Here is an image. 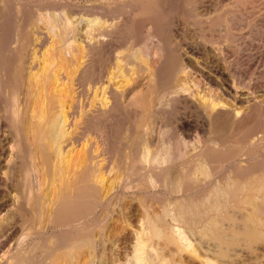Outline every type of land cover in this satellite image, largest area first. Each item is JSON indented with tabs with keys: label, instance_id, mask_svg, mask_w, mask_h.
Wrapping results in <instances>:
<instances>
[{
	"label": "bare ground",
	"instance_id": "6f19581e",
	"mask_svg": "<svg viewBox=\"0 0 264 264\" xmlns=\"http://www.w3.org/2000/svg\"><path fill=\"white\" fill-rule=\"evenodd\" d=\"M1 2L2 0L0 7ZM98 4L96 7L92 6L93 9L100 10ZM16 5L18 6V3ZM129 5L126 4L127 7ZM18 7L14 12L20 11ZM62 10L53 4L36 6L35 15L31 20L23 17L26 33L22 35L17 28L18 30L12 33L13 38L8 36L10 40L5 43L8 51L15 56L12 62L16 86L11 93L9 107L0 113V133L4 118L11 119L13 126L12 132H4L5 137L2 139L4 143H8V147L5 159L2 160L3 167L0 164V185L7 189L5 197L0 188V264H93L97 249L106 241L110 227L108 221L113 218V202L117 200H114L115 195L118 196L133 186H130L127 180L120 185L116 183L118 176L121 177L123 173L121 169L132 165L131 168L137 166L139 170H143L147 166L146 163L150 164V169L147 168L148 171L141 175L143 178L136 176L137 180L142 178L139 184L151 190L162 188V191L164 189L167 192V196L157 204V210L155 200L154 204L150 200L144 204L142 211L139 210L141 213L139 212L138 224L133 225L128 235L124 232L127 235L125 238L122 236L125 240L117 243L116 252L113 251L115 256L117 255L114 262L119 261L122 255L124 264H129L130 258L134 264H190L186 256L187 260L183 257L184 253H188L200 264H264V164L260 171L256 170L251 166L253 157L249 155L258 146L264 145V130H252L243 135L246 153H240L235 148L219 151L224 149L220 146L221 141L210 138L204 143V148L200 147L201 150L186 158L185 152H188L183 150L186 141L183 139L175 143L172 142V137L170 140L162 139L157 149L155 148L156 151L151 154L152 149H149L146 135L154 128L152 125L160 111L157 107L152 108V99L151 102L142 100L148 102H145L146 105L142 103L144 109L140 107V111L143 110L141 112L144 122L137 124L142 125L141 129L136 130L134 137H131L134 146L137 143L138 150V142L143 145L141 152L135 156V151H130L133 156L127 153L126 148L130 140L127 137L130 136L127 134V126H123L121 132L118 130L120 134L115 146L116 152H108L109 145L107 146L105 141L106 137H103L101 122L109 118L115 106L121 108V114H125V108L130 105L127 100L130 98H125V107L126 103L122 102L124 98L121 99V94H118L121 90L116 87L118 83L113 82L115 86L111 85L112 78L110 83L104 81L105 78L111 77L112 69H109L110 77L106 74L105 78L103 73L106 67L100 69L104 71H100L102 74L98 72V67L95 69L100 74L96 73L97 76H94L91 73L89 56L94 55L91 52L104 41L102 36L112 25L105 22L107 19H102L105 17L101 16L103 14L96 16L101 11H94L96 17L93 16L94 13L90 14L92 17L89 13V16L83 14L85 17H80L79 14L77 17L76 14H68V10V15ZM110 12L114 10L110 9ZM3 16L1 17L4 18ZM81 21L84 26H80ZM152 26L149 23V27ZM7 30L3 31L7 33ZM153 32L145 34L146 41H155L156 38H153L157 35ZM5 33L2 34L6 36ZM108 41L110 42L111 38ZM148 43L143 45L147 49ZM168 43L163 49H167ZM108 44L110 46V43ZM160 46L154 47L155 60L153 64L149 63L153 67L150 66V69H154V74L151 71V75H154L151 80L155 79L158 87H167L174 82V87H171L175 89V96L179 93L178 98L180 95L186 99L200 101L197 102L205 121L211 123L218 120L222 125L230 123L242 127L245 126L254 106L264 107L263 97L252 96L247 89H240L237 83L241 84L242 81L237 82L227 75V68L217 53L210 50L209 58H206L210 63L206 62L208 67L210 65L208 69L185 53L182 58L170 60L167 66H163L165 57L162 56L165 54H162L161 51L164 50ZM190 48L191 51L197 49L195 46ZM113 51L119 53L117 50ZM116 53L113 55V61L111 60L113 66H118L121 62H114L116 57L117 60L119 57L115 56ZM138 53L131 55L141 58ZM204 54L206 53L203 50ZM90 65L92 66L91 63ZM112 65L108 68H112ZM115 77L113 76V79ZM200 78L214 84L220 92L204 88L202 83L201 86ZM171 87L168 88L171 90ZM163 93L161 91V95L157 96V103L163 99ZM2 148L0 157L5 153ZM205 149L211 150L213 158L220 161L219 164L194 162ZM195 150L196 147L193 151ZM22 156L26 162L21 177L22 186L12 194L9 188L14 185V178L10 169L16 164V158L21 159ZM256 156L254 154V158ZM176 163L181 165L178 172H174ZM219 171L222 176H219ZM3 210L9 211L10 217L4 215ZM39 234L45 237L38 242L36 237Z\"/></svg>",
	"mask_w": 264,
	"mask_h": 264
},
{
	"label": "rangeland",
	"instance_id": "374dc122",
	"mask_svg": "<svg viewBox=\"0 0 264 264\" xmlns=\"http://www.w3.org/2000/svg\"><path fill=\"white\" fill-rule=\"evenodd\" d=\"M1 3H2L1 6L3 8L0 7V18H1L0 21H2V22H0V27H1L0 28V30H1L0 36H2V37H0V44H2V43H4V44H3V46H0V113L5 112V108L7 109L9 107V102L11 99V93L15 89V86H16L14 62H12V61H14L15 58H13V57H15V56L12 53H10V50L8 51L7 44L5 45V43H8V41L10 40V39H8V36L13 38L14 35L12 33H15V31L18 30L17 28H19L22 35H24L26 33V29H25L26 25L23 21H24V19L31 20L33 18V16L35 15V7L53 4L54 6L59 7V9L61 8V10L64 8L63 9L64 11L67 7H69V8H67V10L69 12L66 10L65 13L67 14V12H68V14L70 13V15L76 14L77 17L79 14H80V17H85V15L83 16V14L88 15V13H89V15L90 14L92 15L94 13L93 14L94 17L103 14L101 16L102 17L105 16L106 18L105 17H103V18L100 17V18H102L104 20L107 19L105 22L108 23L110 26L111 25L113 26V28L111 26L108 29L107 33L105 32V34H107L108 37L105 34H104V36H102V37H104L103 42L105 44L102 42L100 45H98L95 48L96 51H98V50H100V51L96 52L94 49L91 52V53H94V55L89 56L90 57L89 61L92 64V66H91L89 63V69H90L91 73H93L94 76H97V74H100L101 72L105 71L103 73V75L105 74L104 78L106 77V74L108 75V77H110V76L111 77L109 79L107 78L108 80L105 78L104 81L106 80V81H109V83H110V81L113 80L111 85H113V82L118 83L119 87L118 86H116V87L121 89L118 94H121L120 95V96H122L121 99L124 98V100L123 101L121 100V101L125 104L126 103L125 100H127L125 98L126 97L128 98V96L130 98L127 100V103L130 104V105H128L129 108L126 107L127 103L125 105V107H126L125 110L127 109L124 112L125 114H123V113L121 114V108L118 106H115L117 108L114 107L115 110L113 109L111 111V115L109 116L110 119L109 118L106 119L108 122H106V120L103 121V123L101 122L103 137L104 138L106 137L105 141L107 143V146L109 145L107 147L109 149L108 152H110V153L116 152L117 148H115V146H116V143L118 142V138H119L118 136H119L123 126L129 127V128L126 127L128 130L127 134H130V136L129 135L127 136L128 140L130 139L129 144L126 148L127 153H130L131 156H133L132 152L135 151L134 152L135 153L134 156H135L141 152V149H142L141 146H143V145L138 142V147H139V150H138L137 143H135V146H136L135 147L134 143L131 142V140L133 139L131 137L132 136L134 137L135 133L137 132L136 130H139V128L142 126V125L138 126L139 125L138 123L141 124L142 122H144V116H143V113L141 112L143 110L140 111V109L141 108L144 109L143 104H145V102H147V101L151 102L150 99H152V101H153V103L151 102L152 108L154 109V107L155 108L157 107L158 111H160V113H158V111H157L158 118H155V121L152 125V128L153 127L154 128L152 129L151 132H148L146 135L148 144L150 145V146L148 145L149 149H152L151 154L156 151V149H157L156 147L159 146V144L162 142V139L163 140H166V139L170 140L172 137L174 140L172 139L173 141L172 140L171 141L175 142V143H177L183 139L186 141V143L184 145L182 144L184 146L183 150L188 152V153L185 152L186 158H189V156H191V154H195L199 150H201V148H204V146L206 145L204 143L205 142L207 143V141L210 138H216V139H219L221 141L220 146H221V148H224V149L223 150L220 149L219 151H228V150H233L235 148V150H239L240 153H242V152L246 153L247 151H245L246 150L245 144L242 141L243 135H245L246 133H250V131H252V130H253L252 132H258V131L264 130V107L259 106V108H258V106H254V108L250 112L251 115L249 114L247 122H246V124H244L245 126H242V127H237V126H234L230 123L222 125L221 122L218 120H213V122L211 121V123H210V122H207V120L205 121V119H204L203 112L199 106L200 101H198L196 99H186L180 95L178 98L177 96L179 93H177L175 96L174 95L175 89L172 88L175 85L174 82L170 83L171 85L169 84L167 87H163L162 85L158 87L156 80L155 79L151 80L153 78V77L151 78V76L154 74V69L153 70L150 69V66L153 64L152 62L155 60V54H154L155 48L154 47H156V45L157 46L161 45L160 48L163 49L167 46L166 44L168 42L171 43V45L168 43V47L170 45V48L167 47L166 50L163 49L164 51H161L162 54H163V52L165 54L162 56V57H165L163 59V64H162L163 66H167L168 62H170V60L178 59L179 57L182 58L184 56V53H185L187 56H189V57L191 56V58L194 57L195 60L200 61L199 65L202 64L205 68L207 67L206 69H208L210 67V65L208 67V64H210V63L207 61V59L209 58V54L212 51L215 54L217 53L218 56L219 55L221 56V57L220 56L219 57H220V59H222L221 61H223L222 62L223 65L225 64V66L227 68V72H228L227 75L229 77H232L235 80H237V82H238V80L242 81L241 84L237 83V85L240 89H243V90L247 89L248 92L250 94H252V96L264 98V0H132V1L131 0H98V1H96V0H94V1L93 0H54V1L53 0H2ZM16 3H18V6L20 5V7H18L16 5ZM65 3H66V5H65ZM98 3H100V5ZM132 3H134V4L131 5ZM138 3H140V4H138ZM30 4H31V6H30ZM56 4H58V5H56ZM61 4H63V6ZM69 4L70 5L73 4V5L70 6ZM97 4H98V7L99 6L101 7V8L99 7L100 10L98 8L93 9V7L94 6L96 7ZM117 4L119 6H123V7H119ZM126 4L127 5L130 4L131 7H129L130 5L127 7ZM136 4L139 6V8H138V6H136ZM13 5H14V7H13ZM80 5L83 7H81ZM86 6H87V8H89L88 10H87ZM189 6H190V8H189ZM16 7L19 8V10H20L19 12H21V14L19 12H14V11H17ZM104 7H106V8H104ZM109 7H110L111 11L114 10V12H110ZM33 8H34V10H33ZM95 9H96V11H95ZM102 9H103V11H101ZM127 9H129V10H127ZM70 10L73 12H70ZM132 10H134V11H132ZM94 11L96 13L101 11V13H97L98 15H96ZM104 11H105V13L107 12L109 14H107V13L105 14ZM128 11H130L131 14ZM190 11H191V13H190ZM1 13H3L5 16H3ZM111 13H113L112 16H110ZM128 13L130 14V17L128 16ZM19 14H20V16H19ZM1 16H3L4 18H2ZM73 16H72V18H73ZM23 17H25V18L23 19ZM108 19H109V22H108ZM112 19H113V21H111ZM115 19H117L118 21ZM119 19H121V20H119ZM82 21L84 22V20H82ZM82 21L80 22V26H82V25L84 26V24H85V22L83 24ZM115 21H117L118 23ZM151 22H152V24H151ZM116 23H117V25H116ZM149 23H150V26L153 25L151 28L149 27ZM14 25H15V27L13 28ZM2 27L4 29H2ZM147 27L149 29H147ZM155 27H156V29H155ZM13 29H15V30L13 31ZM144 29H145V33H144ZM3 30L5 32L7 30L9 33L11 30L13 32L11 31L10 35L7 32L8 33V35H7V33H5ZM113 31H115V33ZM147 32H151V33L153 32V34L157 35L153 38V40L156 38L155 41H149V40L146 41L145 40V34ZM2 33H5L6 36L3 35ZM3 37H7V38H3ZM106 37H107V39H106ZM141 37L144 39L142 40ZM110 38H111V41L109 42L108 39H110ZM144 40L146 42H144ZM156 40H157V42H156ZM165 41H167V42H165ZM108 43H110V46ZM145 43H148V45H147L148 49H147V47L143 46ZM158 43H160V44H158ZM103 44H104V46H102ZM106 44H108V45H106ZM149 44H151V45H149ZM194 46L197 47V49L194 51L192 50L193 51V53H192L190 47H194ZM6 47H7V49H5ZM98 47H100V48H98ZM198 47H199V49L200 48L202 49V47H203V49L199 50ZM207 49H209V50L207 51ZM113 50H117L119 53H116V51H113ZM143 50H146V51H143ZM203 50H204V53H206V54H204L205 60L203 59V57H204ZM140 51H141V53H140ZM196 51L197 52L202 51L201 52L202 54L200 52L197 53ZM135 52H137V53L139 52L138 54L142 57L139 58L136 56H132L131 53L133 54ZM144 52L146 55L143 54ZM114 53L117 54L115 56H119L120 59H122V60H120L118 57V60H117V57H116V59L114 60V62H116V64L118 63V61L119 62L121 61L120 63H118V66L112 65V64H114V63H112V61L114 59L113 58ZM153 54H154V58H153ZM90 55H92V54H90ZM143 56L146 57V59ZM207 56H208V58H207ZM196 57H197V59H196ZM198 57L200 59H198ZM142 58H144L145 61ZM150 58H152V60ZM109 62L112 65V68H108V67H111V66H109L110 64H107ZM202 62H204V63H202ZM206 62H208V64ZM149 63H152V64H149ZM104 64H106V65H104ZM102 65L104 67H101ZM105 67L108 71L106 69H104ZM95 68H97L99 71ZM102 68L104 69V71H101V70H103ZM151 68H153V67L151 66ZM109 69H112L111 70L112 75H110L111 71L109 72ZM93 70L94 71L96 70V71L93 72ZM97 71L98 72L101 71V72L97 73ZM151 71L153 73L152 75H151ZM108 73H110V74H108ZM195 74H194V76H195ZM113 76L114 77L116 76V77L113 79ZM111 78H112V80H111ZM200 80L202 81V82L200 81V85L202 83L204 88L207 87L208 89H210L213 92H220V90L214 84L208 83L204 79H201V78H200ZM117 83H114V84H117ZM119 83H120V85H119ZM172 84H174V85L172 86ZM121 85H122L123 89L121 88ZM113 86H115V85H113ZM168 87L169 88L171 87L173 90L172 89L170 90ZM119 89H117V90L119 91ZM123 90H125V91H123ZM122 91H123V93H122ZM161 91H162V93H163V91H165L163 93V99H161L162 97H160L161 100L157 103L156 101L159 100V97L157 98V96L161 95L160 94ZM168 91H170L171 93ZM124 93L125 94L127 93V94L125 95ZM156 93H158V94H156ZM173 95H174V97H177L178 99L174 98ZM141 97H143V99H141ZM153 98H154V100H153ZM170 98L171 99L174 98V99L171 100ZM142 100H147V101L143 102ZM195 100H196V102H195ZM162 101H164V102H162ZM159 103H160V105H159ZM155 104H157V105H155ZM161 104L163 106H161ZM262 108H263V110H262ZM127 111H128V114H126ZM260 113H262L263 115L261 114L262 115L261 116ZM112 115L114 116L113 118H111ZM119 115H120V117H118ZM121 115L123 117L122 119H121ZM139 116H141V117H139ZM156 117H157V115H156ZM125 121H126V124H125ZM140 121H142V122H140ZM3 122H4V125L1 127V133H0V135H1V137H0V140H1L0 141V148L3 147L5 150L4 151L2 148L3 153L4 152L5 153L1 155L2 158L0 157L1 158L0 164L2 167H3L2 163L5 159L6 154H7L6 147H8V143L5 142L6 143L5 144L4 141L2 140L5 137L4 132L5 133L6 132H12L11 129H13L11 119L8 118V120H7L4 118ZM7 126L10 127L11 131L9 130V127H7ZM103 126H104V128H103ZM162 130H163V132H162ZM209 131H211V132H209ZM245 131H249V132H245ZM105 134H106V136H104ZM164 136L166 137L165 139H164ZM240 136H242V138H240ZM130 145H132V146H130ZM195 147H196V150L193 151L195 149ZM133 148H134V150H133ZM227 148H228V150H227ZM111 149H113V150H111ZM128 150H129V152H128ZM131 150H132V152H130ZM256 150H253L249 154L251 156V158L253 157L251 159V166L254 167L256 170L260 171V168L263 167L262 165L264 164V145L262 147L258 146L256 148ZM245 153H244V155H245ZM254 154H255V156L257 155L256 156L257 158L256 157L254 158ZM244 155H239V157H243ZM258 155H259V157H258ZM22 158H23V156H22ZM22 158L21 159H20V157L16 158L17 162H15L16 164H14V166L15 165L16 166L15 167L13 166L14 168L12 167L10 169V170H12L11 175H13L12 177L14 178V179H12L14 185L9 188V191L12 194L13 193L15 194L16 189L19 191L20 187L22 186V184H21L22 172H23V169H25V167H26V162H24L23 161L24 158L23 159ZM216 159L217 158H213L211 150L205 149L202 152V154H200L199 157H196L194 162L197 163V162L201 161V162H206V163L209 162L212 165L219 164L220 161H218V159L217 160ZM17 164H18V166H17ZM1 166H0V169L2 168ZM131 166H129L130 168L124 167L123 169H121V172H123V173L122 174L120 173L121 177L118 176L116 183L120 185L121 183H123V181L127 180L126 182H129L130 186L136 185L135 187H137L138 190L137 189L135 190V187L132 186V187L128 188L126 190V192H124L122 194H118V196L115 195L114 200H116V199L117 200H116V202L113 200L114 201L113 202L114 212H112L113 215L111 214L112 215L111 217H113V218H111L110 221H108V224L110 227H109V230L107 231V235L105 238L106 241H105V244L103 246H101L100 249H97L95 260H94L93 264H114V263L115 264H119V263L124 264L125 260L123 259L122 255H120L121 256L120 260H119L120 262L119 261L114 262V260H116V256H117V255L115 256V252H116L115 248H117L116 247L117 243L122 242V239H123L122 236H124V238H125V236H127L130 233V230L133 229L132 228L133 225L138 224V219L140 217L139 215L141 213L140 211H142L144 204L148 203L150 200L153 203L155 200L154 203H156V204H154V203L153 204L155 205V209L157 210V208H158L157 204L160 202L161 199H163L167 196V192L164 189H163V191H164L163 192L162 188H156V189L151 190L150 188L144 187L143 184H142V186L139 184V181H140V179L143 178L142 176L144 175V173H146V171H148V169H150L149 163H146L145 164L146 167H144L145 169L144 168H143V170L140 169L141 171L138 169L137 166H135L136 168L135 167L131 168ZM180 166H181L180 163H178V164L176 163V165H175L176 171L174 170V172H178L180 170ZM4 170H6V169H4ZM7 170H9V169H7ZM136 171H137V173H136ZM220 172L221 171H219L218 174H219V176H222V173H220ZM138 175H139V177L142 175L141 176L142 178H140V179L138 178V180H137L136 176L138 177ZM16 178H18V179H16ZM18 182H20V183H18ZM137 184H138V186H137ZM0 188H2V193L6 197V195H7L6 190L7 189H5L3 185H0ZM143 191H144V193H143ZM140 196H142V197H140ZM138 207H140V208H138ZM5 208H7V207H5ZM8 214H9V211H4V215H7L8 217H10V215H8ZM127 220L129 221V223L131 225L130 224L127 225V223H128ZM125 231L127 232V235L125 234L126 233ZM57 233H59V232H56V234ZM41 236H42V238H41ZM44 237H45L44 235L39 234L36 238H37V241L39 242ZM118 238L119 239L121 238V239L118 240ZM124 240L125 239H123V241ZM128 249H129V247H128ZM113 251H115V252H113ZM185 254L186 253L183 254V257L185 258V256H186V258L190 261V264H191V262H193L192 264H200L198 262V260L196 261V259L194 257H191V255H188V253L186 255ZM186 258H185V260H187ZM190 258H191V260H190ZM131 259L132 258H130L131 263L129 262V264L133 263V261ZM107 261H109V262H107ZM262 263H264V259H263Z\"/></svg>",
	"mask_w": 264,
	"mask_h": 264
}]
</instances>
